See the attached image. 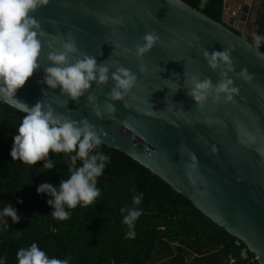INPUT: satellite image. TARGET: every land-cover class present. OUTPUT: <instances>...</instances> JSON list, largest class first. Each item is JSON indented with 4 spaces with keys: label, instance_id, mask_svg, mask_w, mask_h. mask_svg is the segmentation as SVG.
<instances>
[{
    "label": "water",
    "instance_id": "95a60500",
    "mask_svg": "<svg viewBox=\"0 0 264 264\" xmlns=\"http://www.w3.org/2000/svg\"><path fill=\"white\" fill-rule=\"evenodd\" d=\"M234 1L230 7L224 0L217 21L184 0H47L31 14L45 33L38 67L16 96L78 124L86 120L101 144L160 177L264 264V51L235 27L242 22L248 29L264 28V0ZM146 33L158 40L137 57ZM69 35L78 49L71 62L91 56L109 77L102 84L93 80L75 100L45 83L53 66L47 56ZM258 35L264 37V29ZM224 50H230L232 70L222 62L212 69L204 52ZM121 67L136 76V84L112 100L111 77ZM244 69L251 79L239 75ZM192 77L213 86L231 79L239 91L227 102L210 91L201 107L187 94ZM108 103L115 108L111 115Z\"/></svg>",
    "mask_w": 264,
    "mask_h": 264
},
{
    "label": "trees",
    "instance_id": "16d2710c",
    "mask_svg": "<svg viewBox=\"0 0 264 264\" xmlns=\"http://www.w3.org/2000/svg\"><path fill=\"white\" fill-rule=\"evenodd\" d=\"M217 21L222 20L224 0H184ZM204 6L201 7V3ZM237 32H239L237 30ZM254 44V38L248 37ZM259 49L264 51V43ZM23 113L0 102V209L10 204L21 217L8 227L0 224V256L17 264L16 253L36 243L49 258H71L69 264H258L254 253L238 238L203 215L183 195L123 152L101 144L93 154L110 156L96 187L100 195L86 207L79 204L66 220L52 217L51 199L37 193L48 183L58 187L69 176L75 153H48L30 166L9 155ZM42 171V172H41ZM143 194L140 205L133 195ZM17 201H21L18 203ZM121 208L126 211L122 214ZM142 210L135 221V237L122 221L127 209Z\"/></svg>",
    "mask_w": 264,
    "mask_h": 264
},
{
    "label": "clouds",
    "instance_id": "9594fccd",
    "mask_svg": "<svg viewBox=\"0 0 264 264\" xmlns=\"http://www.w3.org/2000/svg\"><path fill=\"white\" fill-rule=\"evenodd\" d=\"M47 3V0H0V102L15 108L23 113L21 121L13 135L10 150L11 160H19L27 165L33 166L37 161L44 160L43 170L51 169L53 161L47 156L51 150L53 153L70 154L75 153V159L82 161V165L75 167L70 165L67 179L59 182L58 187L48 183L40 184L37 193H45L51 199L47 204L53 209L51 215L58 220H66L70 211L78 204L86 207L95 202L100 195V189L96 187L98 178L103 174L110 156L102 153L93 154L94 150L101 147V140L93 126L86 120L79 122L65 118L62 115H54L50 107L45 108L41 103L29 107L25 102L17 99V91L32 76L38 67L37 59L41 50V39L45 33L40 31L39 22L34 18L38 8ZM201 7L204 6L202 2ZM144 43L137 45L135 54L143 56L157 42L158 37L154 33H146L142 38ZM261 35L254 36V47L259 48ZM78 49L74 38L69 35L67 41L61 45L59 50L51 51L47 59L52 62L51 67L46 69L45 83L48 87L55 89L60 87L62 93L67 94L75 100L81 97L90 87V83H104L108 80V68L97 66L95 58L83 55L75 63L71 62L73 54ZM204 57L212 69H216L219 63H223L231 71L230 50L204 52ZM144 69L141 68V71ZM226 77V73H222ZM243 79H251L246 69L239 74ZM115 87L110 93V99H122L136 84V76L125 68H118L112 74ZM231 79H222L213 86L208 79L203 81L196 77L191 78L192 87L187 93L198 105L203 106L210 91L214 99L219 100L220 94L224 95L225 101H232L233 96L238 93V88L231 87ZM94 99L89 97V100ZM106 111L111 115L115 112L112 104L105 105ZM96 116L101 112L96 110ZM251 137L249 138V142ZM215 151V148L212 149ZM42 172V171H41ZM143 194L133 195L132 204L140 205ZM20 203L21 201H17ZM123 214L126 209L121 208ZM128 214L124 216L123 223L129 231L126 238L135 237V221L142 215V210L137 208L127 209ZM8 219L13 223L21 219L16 209L6 204L0 209V224L8 227ZM17 264H69L67 259L49 258L36 243L27 248H21L16 253ZM0 264H5V258L0 256Z\"/></svg>",
    "mask_w": 264,
    "mask_h": 264
},
{
    "label": "crops",
    "instance_id": "0c3cea01",
    "mask_svg": "<svg viewBox=\"0 0 264 264\" xmlns=\"http://www.w3.org/2000/svg\"><path fill=\"white\" fill-rule=\"evenodd\" d=\"M228 1H230V7H232L236 4V1H234V0H228ZM235 27L238 31H245L248 34V36L251 38H254L255 35H258V33L260 32L261 29H264L262 26H259L257 28L248 29L246 24H244L242 22H237Z\"/></svg>",
    "mask_w": 264,
    "mask_h": 264
},
{
    "label": "flooded vegetation",
    "instance_id": "af4514ba",
    "mask_svg": "<svg viewBox=\"0 0 264 264\" xmlns=\"http://www.w3.org/2000/svg\"><path fill=\"white\" fill-rule=\"evenodd\" d=\"M249 37V36H248Z\"/></svg>",
    "mask_w": 264,
    "mask_h": 264
}]
</instances>
